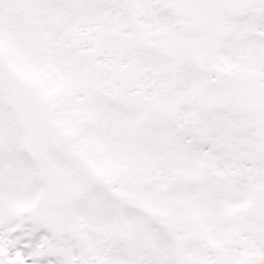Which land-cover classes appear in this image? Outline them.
I'll list each match as a JSON object with an SVG mask.
<instances>
[{"label": "snow or ice", "instance_id": "obj_1", "mask_svg": "<svg viewBox=\"0 0 264 264\" xmlns=\"http://www.w3.org/2000/svg\"><path fill=\"white\" fill-rule=\"evenodd\" d=\"M0 264H264V0H0Z\"/></svg>", "mask_w": 264, "mask_h": 264}]
</instances>
